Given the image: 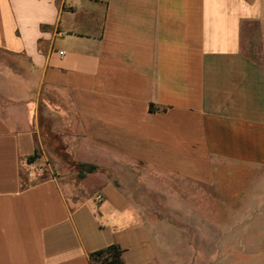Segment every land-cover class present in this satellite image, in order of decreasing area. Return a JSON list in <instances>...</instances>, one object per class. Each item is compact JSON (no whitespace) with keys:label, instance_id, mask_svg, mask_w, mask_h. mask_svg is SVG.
<instances>
[{"label":"crops","instance_id":"0c3cea01","mask_svg":"<svg viewBox=\"0 0 264 264\" xmlns=\"http://www.w3.org/2000/svg\"><path fill=\"white\" fill-rule=\"evenodd\" d=\"M67 126L84 160L172 177L170 209L113 176L28 183ZM113 243L125 264H264V0H0V264Z\"/></svg>","mask_w":264,"mask_h":264},{"label":"rangeland","instance_id":"374dc122","mask_svg":"<svg viewBox=\"0 0 264 264\" xmlns=\"http://www.w3.org/2000/svg\"><path fill=\"white\" fill-rule=\"evenodd\" d=\"M55 124L58 125L59 123L56 122ZM84 143L81 132L76 133L69 126L65 129H59L55 133L51 132L50 136H44L42 138L43 147L37 149V157L33 161L35 169L38 171L35 175L27 174V182L47 176L63 175V180L71 182V196L80 197L97 193L99 184L113 176L134 197L137 198L139 194L144 195L140 203L144 209H161L162 206L170 209L169 197H167L169 195L165 196L164 194H167L171 187L172 177L117 155L109 157V159L106 154L102 155L104 164L84 160L82 159V157H86L82 153L86 149ZM107 161L114 162L117 170H108ZM80 163L91 164L95 168L87 170L81 167ZM80 171L83 172V176H79ZM75 183L80 186L75 188ZM211 220L217 221L216 218H211Z\"/></svg>","mask_w":264,"mask_h":264},{"label":"trees","instance_id":"16d2710c","mask_svg":"<svg viewBox=\"0 0 264 264\" xmlns=\"http://www.w3.org/2000/svg\"><path fill=\"white\" fill-rule=\"evenodd\" d=\"M37 157V152L28 155V161H34ZM81 167L87 170H92L95 168L94 165L80 163ZM79 176H83V172L80 171ZM123 249L117 244L113 243L104 248L98 249L90 254V261L98 262L99 264H125L122 258Z\"/></svg>","mask_w":264,"mask_h":264}]
</instances>
